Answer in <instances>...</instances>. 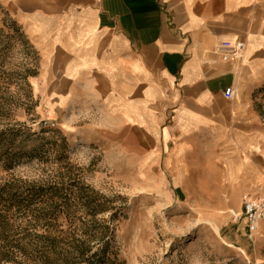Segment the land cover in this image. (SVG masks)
Returning <instances> with one entry per match:
<instances>
[{"label": "crops", "instance_id": "0c3cea01", "mask_svg": "<svg viewBox=\"0 0 264 264\" xmlns=\"http://www.w3.org/2000/svg\"><path fill=\"white\" fill-rule=\"evenodd\" d=\"M0 6L41 52L55 108L84 100L103 108L115 145L132 137L140 147L145 137L186 194L208 193L212 179L236 206L264 195V0ZM224 40L242 42L238 57L222 58Z\"/></svg>", "mask_w": 264, "mask_h": 264}, {"label": "rangeland", "instance_id": "374dc122", "mask_svg": "<svg viewBox=\"0 0 264 264\" xmlns=\"http://www.w3.org/2000/svg\"><path fill=\"white\" fill-rule=\"evenodd\" d=\"M48 69L0 6V212L11 238L42 234L47 220L52 235L92 228L93 249L105 245L90 264H264L260 225L251 234L231 215L264 195L236 206L212 179L208 193H184L145 137L140 147L132 137L115 145L103 108L86 100L55 108L44 95Z\"/></svg>", "mask_w": 264, "mask_h": 264}, {"label": "trees", "instance_id": "16d2710c", "mask_svg": "<svg viewBox=\"0 0 264 264\" xmlns=\"http://www.w3.org/2000/svg\"><path fill=\"white\" fill-rule=\"evenodd\" d=\"M28 193H33V190ZM23 200L21 198V201L17 202ZM93 205L95 209H100L95 201ZM31 217L35 221L38 218ZM7 221L6 214L0 212V261H10L13 264H90L93 257L104 250L105 243L96 249L91 246L94 242L91 227L85 226L82 237L78 238L52 235L49 230L51 223L44 220L46 223L43 225V233L26 240L25 232L11 238V223Z\"/></svg>", "mask_w": 264, "mask_h": 264}, {"label": "built area", "instance_id": "2783aa9c", "mask_svg": "<svg viewBox=\"0 0 264 264\" xmlns=\"http://www.w3.org/2000/svg\"><path fill=\"white\" fill-rule=\"evenodd\" d=\"M243 44L239 41L224 40L219 44L218 49L223 59L236 58L242 51ZM224 95L230 98L233 90L230 86L224 89ZM231 215L237 218L242 215L245 219V225L249 233H254L259 227L260 221L264 218V196L246 199L242 203L241 211L236 213L232 211Z\"/></svg>", "mask_w": 264, "mask_h": 264}, {"label": "bare ground", "instance_id": "6f19581e", "mask_svg": "<svg viewBox=\"0 0 264 264\" xmlns=\"http://www.w3.org/2000/svg\"><path fill=\"white\" fill-rule=\"evenodd\" d=\"M259 225H260V223H259Z\"/></svg>", "mask_w": 264, "mask_h": 264}]
</instances>
